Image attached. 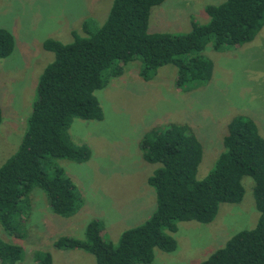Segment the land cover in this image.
I'll return each instance as SVG.
<instances>
[{
    "label": "trees",
    "instance_id": "trees-1",
    "mask_svg": "<svg viewBox=\"0 0 264 264\" xmlns=\"http://www.w3.org/2000/svg\"><path fill=\"white\" fill-rule=\"evenodd\" d=\"M164 0H113L105 22L90 20L83 36L45 43L53 60L40 74L26 129L15 152L0 166V227L11 237L23 239V220L31 210V192L42 190L53 214L69 218L83 206V197L56 159L85 163L91 149L75 144L69 135L73 119L103 118L95 93L124 74L126 65L141 63L139 77L155 78L159 68L176 69L175 87L184 92L199 88L212 77L213 62L202 54L207 44L216 51L251 42L264 26V0H225L204 8L208 21L191 22L186 34L148 33L152 7ZM14 40L0 29V59L12 53ZM2 111L0 108V123ZM223 152L201 180L196 178L202 161L201 143L184 124L154 127L141 138L144 161L159 165L146 183L155 194V210L142 224L125 230L116 245L104 240V223L92 220L83 239L59 237L58 251L80 250L95 264H150L154 250L176 249L172 237L180 222L211 223L221 204H237L244 195L242 179L253 180L255 227L233 235L226 244L199 264H264V139L251 118L235 116L222 139ZM23 258L20 246L0 239V264ZM34 264H53L49 252H35Z\"/></svg>",
    "mask_w": 264,
    "mask_h": 264
},
{
    "label": "rangeland",
    "instance_id": "rangeland-1",
    "mask_svg": "<svg viewBox=\"0 0 264 264\" xmlns=\"http://www.w3.org/2000/svg\"><path fill=\"white\" fill-rule=\"evenodd\" d=\"M225 0H164L151 8L148 33L181 35L191 22L206 24L204 8ZM113 0H0V29L13 37L12 53L0 59V166L15 152L26 129L38 78L53 60L45 43L83 36L85 21L101 26ZM202 54L213 62L211 79L194 90L175 87L176 69H158L151 81L142 80L141 63L126 65L124 74L95 93L103 118L73 119L69 135L73 143L91 149L85 163L56 159L83 197L78 213L62 218L53 214L45 193L31 192V210L24 218L25 237L8 236L0 227V239L18 245L23 258L16 264H34L35 252H49L53 264H95L80 250L58 251L59 237L83 239L88 222L104 223V240L116 245L125 230L145 222L155 210V194L146 183L159 165L144 161L139 148L142 136L169 123L187 125L201 143L203 156L196 178L203 179L223 152L222 139L235 116L251 118L264 139V26L249 43L225 51L207 44ZM244 195L237 204H221L209 224L180 222L172 234L176 249L154 250L150 264H199L222 248L236 233L255 227L259 213L253 199L254 182L242 179Z\"/></svg>",
    "mask_w": 264,
    "mask_h": 264
}]
</instances>
